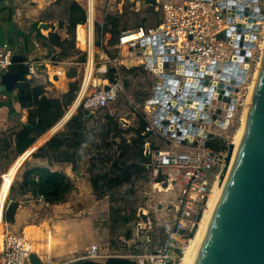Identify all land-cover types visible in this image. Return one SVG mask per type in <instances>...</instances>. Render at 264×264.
Instances as JSON below:
<instances>
[{"label": "built area", "instance_id": "built-area-1", "mask_svg": "<svg viewBox=\"0 0 264 264\" xmlns=\"http://www.w3.org/2000/svg\"><path fill=\"white\" fill-rule=\"evenodd\" d=\"M157 1L156 6L160 5L162 10L160 24L155 27L136 25L121 30L114 47L119 50L118 54L121 55L122 60L119 56H111L101 48L99 61L102 64L99 68H94L96 72L105 74L108 72V67H114V81H108L85 100L79 93L74 107L77 108L83 103L84 108L90 111L107 108L116 102L124 90L119 65H124L127 69L142 65L145 70L153 73L157 81L150 97L144 103V109L140 112L136 106H133L132 113L136 118L139 114L144 116L147 122L144 133L151 135L145 142L143 151L150 157L146 167L153 170L154 179L157 180L161 175V181L154 183L165 192L176 188L175 200L166 208L169 210L167 216H156L151 219L147 213L145 214V210L141 209L137 212L138 220L133 228L132 236L123 238L126 252L110 254L103 252L97 244H91L82 256L76 258L77 261L84 259L101 261L111 256H119L129 258L136 264L183 263L185 251L198 228L215 177L219 168L221 170L225 163L223 158L225 154L222 151H213L206 146L207 141L212 139L210 128L214 126L216 129L224 130L226 128L224 122L227 120L230 123L235 109L244 105L249 89L246 83L251 70L253 67L256 69L262 60L264 15L256 18L252 24V32L249 36L256 35V39L250 38V41L255 43V47L250 50V61L246 70L244 69L246 55H240L236 50L247 49L230 43V40H236L238 37L233 27L246 20V17L239 18L235 15L237 6H233L229 0H226L222 7L219 0ZM135 2L137 5L144 3L143 0ZM86 5L90 14L91 6L93 9L95 7L94 1L87 0ZM257 5L264 9V0H259L258 3L251 2L249 10L255 11L254 8ZM107 6L110 7L109 4ZM120 11L121 8H119ZM103 13L102 25L110 15L109 8L107 7ZM229 18H233V22H230ZM84 26L85 45L87 44L90 48L94 43V34L93 31L90 34L89 27ZM225 31L231 33L226 34L225 39L218 37ZM169 46H172L174 51L163 52ZM15 54L17 50L7 42L0 47V102L8 96L2 83V76L10 71L13 64L12 57ZM163 56H172L173 59L163 60ZM160 57L161 60L154 61ZM92 61L95 66L93 58ZM56 63L57 61L52 58L40 60L31 58L25 62L26 78L37 80L40 76L38 68L43 67L53 84L56 77L63 73L61 69L53 68ZM237 63L241 64V68L238 67L240 70H246L240 85L232 83V80L242 77L236 71L234 64ZM87 65L88 63L83 72L82 88L87 78ZM160 67L168 76L166 79H162L160 72H156V69ZM179 70H183L184 73H178ZM224 77L227 79L223 80ZM87 79L86 89L91 82L95 87L93 72ZM220 84L223 86L220 87ZM157 86H159L158 90ZM187 86L188 90H186ZM210 92L211 97L207 108H199V101L195 98L207 97ZM53 93L52 85L45 87V96H51ZM234 96H236V104L229 116V106ZM183 97L185 102L181 103L180 100ZM181 109L194 110L196 112L194 118L183 117ZM218 109L221 110L220 113H217ZM158 111H160L158 114L160 126L155 123L157 119L155 114ZM109 113L117 116L115 112ZM214 115L216 119H213ZM117 117L123 128L131 126L126 118ZM202 133L206 136H202ZM134 136H137L135 131H131L128 135L129 138ZM156 140L158 144H155ZM162 143L166 148L157 149L156 147ZM164 183L167 185L164 186ZM38 200L43 201L41 197ZM46 204L50 203L46 202ZM5 208L6 200L0 212V264H32L31 253L37 255L41 264H57L50 255L49 248L35 249V245L39 243H36L26 230L14 233L3 227L4 223L7 224L3 220ZM143 215H146V219ZM49 243L48 235L47 246Z\"/></svg>", "mask_w": 264, "mask_h": 264}, {"label": "rangeland", "instance_id": "rangeland-1", "mask_svg": "<svg viewBox=\"0 0 264 264\" xmlns=\"http://www.w3.org/2000/svg\"><path fill=\"white\" fill-rule=\"evenodd\" d=\"M119 1L121 0H113L109 11L112 15L120 16V27H133L142 22L150 26L156 24L157 20H162V10L160 5L158 7V11H155L154 9H150L153 7L152 5H146L142 2L137 5L132 0H124L123 12L118 14L117 3ZM107 4L108 0H97L96 10L98 14H102V12L106 9ZM42 30L44 33L48 31L47 29ZM78 34L80 35L79 31H77V35ZM16 50H19V46L16 47ZM108 50L112 52V55L110 54L111 56H119V59L122 60L121 55L118 54L119 50L117 51L113 47H108ZM28 57L30 58L33 56L29 53ZM63 62L64 61L60 62L59 60V62L55 64V68L57 65H63L67 70L71 66L70 64H65ZM87 63L88 60L86 61V64ZM86 64H84V68L81 70L82 72H84ZM94 64L96 69L102 64V62H98V56L96 54L94 57ZM95 68L93 71V79H95L96 85L93 87L92 82L88 85V88L83 92V100L88 98L93 91L98 90L104 86V84H107V82L104 81V74L96 72ZM132 68V70H128L124 67V65H119V71L122 74L124 82V90L120 93L117 101L112 103L107 108L90 110L91 115L89 120L86 122L87 141L80 150L81 158L78 160L76 165V173L78 176L76 179L77 187H75L74 191L68 195L66 204H64L61 209L58 207L57 211L54 210L55 208L46 206L45 204L42 207L40 206L34 208V212L38 213L36 216L39 219L45 218L48 220V223L40 226L39 221L36 220L34 225L26 229L36 243L41 240L45 243V231L47 228H52L53 232L52 238H50L51 243L49 248L54 249L59 244H65L61 238L58 239L57 237L63 235L65 236L66 233H68L67 231L70 229H68L69 227H66V225L64 227L60 226L57 221H65L69 220V218L84 219L86 217H92L95 226L99 227L102 232L107 234L106 238L102 239L101 242L92 243L97 244L103 252H109L110 254L124 253L126 252V247L123 242V238H127L126 236L128 233L132 236L133 228L137 219L134 218L130 221V223H126L123 222L120 217L116 215V213H119L120 211V214L126 213L129 215L133 210L137 213L139 210L143 209L145 210V214L147 213L151 219H154L156 216L163 217L169 214L166 208H168L170 203L175 200L176 188L172 189L170 192H165L163 188L156 185L154 182L157 180L154 179L152 169H146L140 174H132L127 181H123L121 185L115 186L114 189L109 191L113 193V199H110L111 194L98 197L97 192L94 190L90 182L91 173L89 168L93 160L99 163V160L103 159L104 164L101 166L102 170L107 171L108 174L112 176L116 171V169L112 168V164L118 160V156L120 154V149L117 146V138L113 135V131L110 127L107 126L106 113H109L110 111L115 112L117 116L126 118L129 121V125L136 126L137 118L132 113L133 106H136L137 110L142 112L144 109V103L146 99L150 97L154 84L157 81V77L153 73L145 70L142 65ZM255 71L256 69L253 67L246 85L252 84V77H254ZM79 80L80 89L77 93V97L79 93H81L83 84L81 74ZM77 97L72 106L67 110L64 117L71 114L76 108L74 106ZM243 107L244 106L242 104L235 109L230 123L224 130L216 129L214 126L210 128L212 132L211 138H220L227 145V148L222 150L223 154H225L223 156L225 163L230 153L229 151L232 137L239 126ZM71 110L72 112L69 113ZM154 142L155 144L159 143L157 140ZM156 148L164 149L166 146L162 143ZM16 162L14 163V167L11 168V175H14L18 168L19 170L17 171L13 181L20 180L23 172L22 165L20 166L19 161ZM4 176L5 174L2 175V178ZM111 209H117L119 211L112 213ZM54 220L57 224L56 227L53 226ZM76 241L78 242V239ZM89 245H91V243H89ZM43 248L46 249L48 246H44V244L35 245V249L37 250H41ZM84 251L85 249L78 254L69 255L63 260L66 263L75 262L77 261L76 258L84 254Z\"/></svg>", "mask_w": 264, "mask_h": 264}, {"label": "trees", "instance_id": "trees-1", "mask_svg": "<svg viewBox=\"0 0 264 264\" xmlns=\"http://www.w3.org/2000/svg\"><path fill=\"white\" fill-rule=\"evenodd\" d=\"M150 9H154L151 7ZM67 20H59L58 28H66L68 37H62L57 31L50 30L45 36L41 31L37 30L38 39L44 42L46 47L51 48L53 60H64L71 57L73 54H79L76 49V28L79 24L87 21L86 10L76 1L69 0ZM121 18L117 15H108L105 23L95 24L97 41L102 33L109 32L111 38L109 45H116L120 31L127 27H120ZM160 24V20L154 25H146L144 22L138 24L145 27H155ZM48 28H53V25L47 24ZM28 41V37H26ZM29 43V42H28ZM27 43V44H28ZM59 47L58 52H54L52 47ZM28 50V48H27ZM54 52V53H53ZM26 54V53H25ZM23 54V55H25ZM112 55V54H111ZM115 56V55H114ZM86 54L82 53L78 56V61L85 62ZM130 68L128 70H132ZM20 73V80L17 84V94L23 106L28 105L26 99L31 98L30 86L31 80L26 78L27 65L24 62L13 63L9 69ZM108 76L110 81H114V67H108ZM75 72H71L70 76L75 77ZM15 87V88H16ZM79 90L78 80L69 83V89L63 94L62 99L48 98L43 95V87L36 86L34 90L36 106L30 110L28 124L23 126L16 134V150L19 155H22L29 149L39 136L49 130L59 119H61L65 110L73 103L76 98V92ZM91 113H87L81 103L75 110V113L66 121L63 130H59L53 134L40 148L32 153L34 157L47 158L49 163L57 161H67L73 164V170H76V165L80 159L78 154L79 149L87 141L86 122L89 120ZM107 126L113 131V135L117 138V146L120 149L118 160L112 164V168L116 169L111 176L107 171L102 170L104 164L103 159L99 163L93 160L89 171L91 173L90 182L97 192L98 197L102 195H110V199L114 198L113 193L109 192L115 186L121 185L123 181H127L132 174H140L148 169L146 165L150 162V157L144 154L145 142L150 139L149 133L145 132L146 120L142 114L137 116V125L123 128L117 116L106 113ZM131 131H135L137 136L128 137ZM206 146L213 151H222L227 148L225 142L220 138L208 140ZM114 171V170H113ZM161 175L157 181H161ZM75 189L73 180L64 172L52 171L47 166H34L26 168L20 180H15L10 186L6 208L3 212L4 222L13 223L19 206L17 196L30 194L33 198H42L50 204H59L67 200L68 195ZM117 209H111V212H118ZM123 222L130 223L132 219H137L138 216L135 210L129 215L116 213ZM200 217V215H199ZM137 222V221H136ZM195 232V231H194ZM131 234H127L130 238ZM193 235V234H192ZM64 264H136L129 258L111 256L104 262L94 260H79L75 262H67Z\"/></svg>", "mask_w": 264, "mask_h": 264}, {"label": "crops", "instance_id": "crops-1", "mask_svg": "<svg viewBox=\"0 0 264 264\" xmlns=\"http://www.w3.org/2000/svg\"><path fill=\"white\" fill-rule=\"evenodd\" d=\"M76 1L87 11V5H86L87 0H76ZM93 1L95 7L94 9L93 8L91 9L90 11L91 14H89L87 11V21L83 24H79L77 26L78 30L76 29L75 46L77 51H79V54L75 53L69 58L60 60V62L64 61L63 63L70 64L71 66L66 70L65 66L57 65L56 68L61 69L63 73L60 76L56 77V80L53 84L48 79L45 73V69L43 67H39L38 68L40 74L39 78L37 80L34 79L31 80V86H30L31 98L26 99L28 105L23 106L21 104V101L19 100L17 94V87L14 88L12 91H7L8 92L7 98L3 102H0V212L3 203L8 197L10 186L13 183L17 171L19 170L18 168L14 173V175H11V168L14 167V163L16 161H19L20 165H22V171H24L26 168H30L34 166H47L52 171L64 172L73 180L75 187H77L76 179L78 178V176L76 170H73L72 163L67 161H57V162L49 163L47 158L32 156V153L35 152L38 148H40L53 134H55L59 130L64 129V125L66 121L75 113L76 108L74 109L73 112L71 111L72 113L67 118L64 117L67 110L72 106L75 100L71 105L67 107L64 116L61 119H59L49 130H47L45 133L39 136L35 141V143L29 149H27L22 155H19L16 150V134L19 130L23 128V126L29 125L28 124L29 112L30 110L34 109L36 106V102H35L36 100L34 96L35 95L34 90L36 86L43 87V95L45 96L44 94L45 87L52 85L54 89V93L53 95L46 97L57 98L61 100L63 94L68 91L70 82L78 80L79 89H80L79 77L80 74L81 77H83V72L81 70L82 68H84L83 66L84 64H86L87 60L88 63L91 61V58H93L94 60L96 54L98 56V62H99L100 60L99 52L101 48L106 50L109 54H112V52L108 50V47H113L114 49H116L114 47L115 45L112 46L108 44L111 38V34L109 32H106L104 34L102 33L99 39L100 43L99 44L96 43L97 33H96L95 24L96 23L102 24L104 11L102 12V14H98L96 10L97 0H93ZM123 1L124 0H121L117 3L118 14L119 13L121 14L123 12ZM132 1L135 2V0ZM176 1H187V0H176ZM111 3H113V0H108V4L110 5V7H111ZM68 7H69V0H0V47L5 42L9 43L13 48H15V50L16 47L19 46V50H17V54L26 57V60L23 61L24 63L31 58L39 59V60L44 58L45 59L51 58L50 57L52 55L51 48L46 47L44 45V42L38 39L37 30L39 29L41 33L44 34L45 36L49 34L50 30H54L57 31L62 37H68L66 28H62V29L58 28L59 20H67V16L69 13ZM107 7L111 9L109 6H106V8ZM153 7L155 11H158L157 7H159V5ZM119 8H121L120 12H119ZM109 14H111L110 11ZM42 23L53 25V28L47 29L48 31L44 33L41 27ZM84 25H86L87 28L89 27L90 34L92 31L94 34V43L92 46H90V48L87 46V44L85 45ZM77 31L80 32V35L79 34L77 35ZM26 37H28V41ZM52 50L54 52H58L59 47L54 46L52 47ZM29 53L33 57L29 58L28 57ZM82 53L86 54L85 62L78 61V56L81 55ZM57 62H59V60ZM90 64L88 65V71L91 69ZM71 72H75L76 74L75 77L70 76ZM104 76H105L104 81L106 82L110 81L106 77L108 76V73H105ZM78 91L76 92V97ZM81 149L82 146L78 151L80 158H81V151H80ZM3 174H5V176L2 178ZM16 198L19 201V206L17 209V213L15 215V221L13 223L7 222V224L4 223L3 225L4 228L14 233L16 232L20 233L23 230H26L28 227L34 225L35 224L34 222L36 220L39 221V226L48 223V220H46L45 218L39 219L36 216L38 215V213L34 212L35 207H40V206L42 207L45 204L46 206L55 208L54 210L57 211L58 207L61 209L62 206L66 204L65 201L59 204L47 205L44 200L39 201L38 199L33 198L30 194H24L21 196H17ZM57 222L58 224H60V226L64 227L66 225V227H69L68 229H70L67 231L68 233H66L65 236L63 235L57 237L58 239L61 238L63 240V243L65 244H59L54 249H51L49 248L51 241L49 243L48 251L50 252V255L57 264L66 263L63 260L65 257L69 255L78 254L84 249L86 250L88 246H90L89 243L94 244L92 242H101V240L106 238L107 235L105 234V232H102L99 227L95 226L92 217H86L84 219L69 218V220H65V221L58 220ZM53 226L54 227L57 226L55 220L53 222ZM48 232L50 233L48 234ZM52 232H53L52 228H47V230L45 231L46 234L45 243H43V240L37 243H39L40 245L44 244V246H47L46 238L48 235L49 238H52ZM77 239L78 242L76 241ZM105 260L106 259H103L101 260V262H104Z\"/></svg>", "mask_w": 264, "mask_h": 264}, {"label": "water", "instance_id": "water-1", "mask_svg": "<svg viewBox=\"0 0 264 264\" xmlns=\"http://www.w3.org/2000/svg\"><path fill=\"white\" fill-rule=\"evenodd\" d=\"M143 1L146 5L156 6L158 4L157 0ZM219 1H221V7L224 6L226 0ZM229 1L233 6H237L235 11L237 17H246L245 22L233 27L238 33V37L236 40H230V43L247 49L236 50L238 54L246 55L244 69L247 70L250 61V50L255 47V43H252L250 38L256 39L255 34L249 36L250 32H252V24L256 18H261L264 15V9L257 5L254 8L255 11L249 10L250 3H258L259 0ZM229 21L233 22V18H229ZM41 27L47 29L48 25L47 23H42ZM230 33V31H225L218 37L225 39L226 34ZM173 51L172 46L163 50L165 53H172ZM162 59L172 60L173 57L163 56ZM25 60L26 57L20 54H15L12 57L13 63ZM149 60H152V58H149ZM158 60H161V57L156 58L154 61ZM234 65L236 66V71L242 77L232 80V83L240 85L246 70H240V63ZM156 72H160L162 79L168 77L162 72L161 67L157 68ZM178 73L183 74L184 71L179 70ZM195 74L198 75V73ZM215 76L217 77V74ZM169 77L171 78V76ZM224 79H227V77H224ZM19 80L20 73L17 71H8L2 76V83L7 91H12ZM205 83L207 84L208 82L206 81ZM222 86L223 84H220V87ZM158 88L159 86H157V90ZM186 90H188V86ZM210 97L211 92L207 97H196V101H199V108H207ZM180 102L184 103L185 97L181 98ZM235 104L236 96L231 100L229 116L232 113L231 111L234 110ZM86 112L89 113V110H86ZM159 112L155 114V117L157 116L155 123L160 126ZM180 112L185 118H194L196 113L194 110L186 109H181ZM220 112L221 110L218 109L217 113ZM216 118V115H214L213 119ZM228 123L229 121L226 120L224 127H227ZM201 135L206 136L205 133ZM166 185L164 183V186ZM143 217L146 219V215H143ZM30 261L32 264H41L35 253H31ZM194 264H264V48L261 69L247 113L243 138L237 148L232 171L220 195L218 204L211 215L201 250L198 252Z\"/></svg>", "mask_w": 264, "mask_h": 264}, {"label": "bare ground", "instance_id": "bare-ground-1", "mask_svg": "<svg viewBox=\"0 0 264 264\" xmlns=\"http://www.w3.org/2000/svg\"><path fill=\"white\" fill-rule=\"evenodd\" d=\"M92 8L93 7L91 6L90 10ZM90 14H91V12H90ZM84 39H85V33H84ZM89 64L91 65V69L88 71V65ZM88 65H87V78L90 77V75L92 74L93 69H94L92 58H91V61L88 63ZM260 69H261V63L259 65H257L256 71L254 73V77H252L253 82H252V84H250L251 86L249 85V90H248L247 97H246L244 105H243L244 107H243V110L241 113L239 126H238L237 130L235 131V133L232 137V141L230 143L229 156L226 160V163L223 165V167L221 168V170L217 173V176L215 177V180L213 182V186H212V189L210 192V196H209V199H208L207 204L205 206L202 218L199 222L198 228H197L192 240L189 242V244L187 246L182 264H194L195 258L197 256L198 252L201 250L202 241H203L206 229L210 223L211 215H212L213 211L215 210V208L218 204L220 195L222 194V192L226 186L227 180L230 176V173L232 171V168H233V165H234V162L236 159L237 148L240 145L241 140L243 138L244 127L246 126V122H247V113H248V110H249V107H250V104H251V101L253 98V93L255 91V87H256V83H257L258 74H259ZM87 78H86V81H85L83 88L81 90L80 97L83 95V92L86 89L87 80H88ZM226 99H228V98H226ZM69 115L70 114H68L66 116V118Z\"/></svg>", "mask_w": 264, "mask_h": 264}]
</instances>
